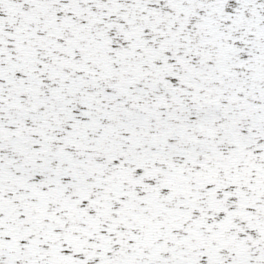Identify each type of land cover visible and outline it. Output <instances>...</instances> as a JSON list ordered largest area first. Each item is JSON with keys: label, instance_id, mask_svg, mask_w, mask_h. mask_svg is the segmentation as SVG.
I'll return each instance as SVG.
<instances>
[{"label": "snow or ice", "instance_id": "6c2138e0", "mask_svg": "<svg viewBox=\"0 0 264 264\" xmlns=\"http://www.w3.org/2000/svg\"><path fill=\"white\" fill-rule=\"evenodd\" d=\"M0 264H264V0H0Z\"/></svg>", "mask_w": 264, "mask_h": 264}]
</instances>
